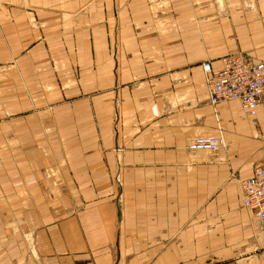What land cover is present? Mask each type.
<instances>
[{"label":"crops","instance_id":"crops-1","mask_svg":"<svg viewBox=\"0 0 264 264\" xmlns=\"http://www.w3.org/2000/svg\"><path fill=\"white\" fill-rule=\"evenodd\" d=\"M239 52L264 0H0V264H264V98L215 107L202 67Z\"/></svg>","mask_w":264,"mask_h":264},{"label":"built area","instance_id":"built-area-1","mask_svg":"<svg viewBox=\"0 0 264 264\" xmlns=\"http://www.w3.org/2000/svg\"><path fill=\"white\" fill-rule=\"evenodd\" d=\"M206 75L210 103L239 102L246 113L255 116L264 98V62L256 61L243 53L225 56L221 68H214L210 61L202 65ZM222 145L217 136L202 135L188 145L192 151H216ZM243 205L258 213L264 229V163L254 174L240 181Z\"/></svg>","mask_w":264,"mask_h":264},{"label":"rangeland","instance_id":"rangeland-1","mask_svg":"<svg viewBox=\"0 0 264 264\" xmlns=\"http://www.w3.org/2000/svg\"><path fill=\"white\" fill-rule=\"evenodd\" d=\"M216 1H219V0H216ZM239 53H242V52H239ZM236 54H237V53H236ZM230 55H234V54H230ZM227 56H229V55H227ZM247 56H248V55H247ZM248 57H249V56H248ZM223 58H224V57H223ZM223 58H222V59H223ZM215 107H216V106H215ZM220 139H221V138H220ZM221 140H222V139H221ZM222 146H223V140H222V145H221V147H222ZM219 149H220V148H219ZM219 149H218V150H219ZM216 151H217V150H216Z\"/></svg>","mask_w":264,"mask_h":264},{"label":"bare ground","instance_id":"bare-ground-1","mask_svg":"<svg viewBox=\"0 0 264 264\" xmlns=\"http://www.w3.org/2000/svg\"><path fill=\"white\" fill-rule=\"evenodd\" d=\"M243 54H245V53H243ZM246 55V54H245Z\"/></svg>","mask_w":264,"mask_h":264}]
</instances>
